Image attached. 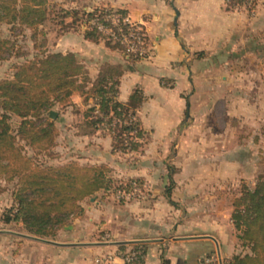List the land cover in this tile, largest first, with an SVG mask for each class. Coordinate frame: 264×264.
<instances>
[{"label": "crops", "instance_id": "crops-1", "mask_svg": "<svg viewBox=\"0 0 264 264\" xmlns=\"http://www.w3.org/2000/svg\"><path fill=\"white\" fill-rule=\"evenodd\" d=\"M64 1L63 7L78 14L121 11L141 28L149 49L142 60L128 59L103 40L87 39L82 26L65 35L63 53L76 54L88 73V88L112 66L121 71L119 102L127 104L135 90L141 91L137 116L146 133L140 152L145 161L162 164L171 157L194 165L176 166L172 184L165 176L160 178L166 182L146 183L150 204L139 214H123L109 193L98 194V207L108 205V214L98 215L112 238L108 244L84 242L92 234L77 219L56 241L8 230L23 225L4 223L2 212L13 200L0 180V264H125L123 251L136 245L145 246L143 264H224L244 250L226 206L228 191L244 177V144L254 149L264 138V0H256L251 11L230 10L226 0ZM94 105L76 94L70 107L55 110L59 160L118 169L129 158L113 153L110 135L79 134ZM149 174L151 168L140 171L147 180Z\"/></svg>", "mask_w": 264, "mask_h": 264}, {"label": "trees", "instance_id": "trees-1", "mask_svg": "<svg viewBox=\"0 0 264 264\" xmlns=\"http://www.w3.org/2000/svg\"><path fill=\"white\" fill-rule=\"evenodd\" d=\"M255 3L256 0H230L227 6L230 10L241 7L251 11ZM45 5L46 0H0V64L7 60L8 46L1 27L21 25L36 32L47 21ZM114 13L126 16L111 9L83 13L85 36L96 42L103 40L107 47L121 51L128 59H144L127 54L121 44L106 40L89 25L95 17L103 19ZM73 15L79 16L75 11ZM120 75L119 67L108 66L88 88V73L75 54L48 53L15 66L12 78L0 80V179L16 183L13 203L3 213L4 223L22 224L35 237L52 238L70 219L82 215V203L86 200L113 188L115 193H129L142 186L143 182L135 178L119 184L110 177L105 165L84 166L74 161L57 166L47 164L51 159H60L59 151L54 150L59 145L60 131L57 118L52 120L49 111L70 107L76 94L95 103L86 113L87 120L79 126V134L105 132L112 137L113 153L130 154L142 148L146 133L137 110L144 96L137 89L127 104L119 102ZM14 117L21 121L16 129L12 125ZM261 161L264 164V157ZM232 206L231 221L248 252L234 255L224 264H264V169L253 188L241 185ZM126 252L123 251L125 256L139 253L133 264H143L145 246L136 245Z\"/></svg>", "mask_w": 264, "mask_h": 264}, {"label": "rangeland", "instance_id": "rangeland-1", "mask_svg": "<svg viewBox=\"0 0 264 264\" xmlns=\"http://www.w3.org/2000/svg\"><path fill=\"white\" fill-rule=\"evenodd\" d=\"M62 1L64 0H46L45 6L47 9V21L42 26H40L36 32H33L32 30H29L21 25L20 26L3 25L1 27V35L5 40L8 41V46H7V51L5 53V57L7 60L2 61L0 64V80L12 78V75L14 74L15 66L24 63L26 60L34 59L36 55H44L48 53L64 54L63 52L65 51V47L67 48L68 46L63 42V38L65 37V35H67L68 33H73L75 31L76 26L85 27L84 30H86L87 26L84 23L85 16H83L82 14H79V16L73 15L74 10L66 9V7H63L65 5V1L64 3H62ZM66 12L70 13L68 17L66 16ZM73 16L77 18L74 19L75 17ZM74 20H76L75 23ZM262 105L264 106V100L262 102ZM53 109L57 110L59 113L60 111H62L60 107H55ZM20 122L21 121L19 118L17 117L13 118L12 125L14 126L15 129L18 128ZM263 128L261 129V138L263 136ZM261 140L263 141L257 144H253L254 149L250 147V144H244L245 146L244 148L245 150H247L246 153H244L245 156L242 164V168L244 170V174H243L244 177L241 181L237 180L239 182L237 184L238 187L236 190L228 191V200L226 206L228 207V210L231 212V215L233 212L232 200L240 194L241 185L247 184L249 187L252 186L253 188L257 181V177L261 174V172L264 169V164H262L261 161V157H264V138H262ZM228 147L229 149L232 148V144H229ZM143 149L144 146H142V148L138 152L127 154L126 156L127 158H129V160H127L126 162L123 161L124 162V164H122L123 166L119 164L117 166L118 169L114 167L112 168L109 165H105L110 170V174H109L110 177L114 181L119 182V184L128 182L130 180V176L135 173L139 174V176L135 177V179H140L143 182L141 187H136L133 191L129 193H125V192L115 193L114 188L109 192L108 198L112 199L113 201H118L117 203L120 206L118 210L123 214H128V215L139 214L141 209L142 212H145L143 210H147V208H149L148 204H150L149 201L151 199V193L150 191H147L146 183L166 182L163 181L162 178H160L161 176L162 177L165 176V179H167L168 184H172V180L175 181L174 177H177L175 174L172 173V171L175 170L176 166L182 168V167L194 165V163L188 159H180V161H177V159L172 160L171 157L164 160L162 164L159 159H155V161H153L154 163L150 161L151 159L145 161L146 159H143V154L142 153L140 154V152H142ZM54 150L55 152L58 153L59 145H57L54 148ZM60 163L61 161L59 160V158L53 160L51 159L50 161H47V164L50 166L51 165L57 166L60 165ZM84 166H103V165H84ZM146 167L151 168V172H152V174L148 175L149 180H147L146 177L140 176V171L141 170L144 171ZM15 185L16 183H7V186L4 188L6 190L5 193L8 194L12 200H13V191ZM101 194H105V193H101ZM96 197H98V195L83 202L85 204L84 206L82 205L84 207V211L82 215L78 218L70 219L67 222V225H65L64 227L73 224L72 222H74L76 219L80 220L82 223V227H84V230L92 234L91 238L85 239L84 242L108 244L112 242V238L111 236H109V234H107V232H104V230L101 228L103 227L102 225H100L102 221L101 219L98 218V215L106 216L108 214L107 213L108 205L104 206V208L103 207L99 208L96 201L100 197L95 199ZM104 198L106 199V197H103V201L105 200ZM91 199H94L93 203L90 202ZM146 199L149 200L145 201ZM143 201H145V203L141 204ZM4 211L5 209L2 212V218ZM19 225L22 224H18V226ZM64 227L57 231L56 236L52 238H46L44 240L56 241L59 232L62 231ZM8 230L28 233L27 230L24 228V226L22 227V229H20V231L15 227ZM235 234L237 235L238 238V232H235ZM2 245H4L3 242ZM244 252H248V250L244 249L243 251L239 252V254H244Z\"/></svg>", "mask_w": 264, "mask_h": 264}, {"label": "built area", "instance_id": "built-area-1", "mask_svg": "<svg viewBox=\"0 0 264 264\" xmlns=\"http://www.w3.org/2000/svg\"><path fill=\"white\" fill-rule=\"evenodd\" d=\"M229 1L226 0V2ZM89 25L102 34L106 40L121 44L127 54L142 58L148 57L149 49L146 45L145 34L127 16L114 13L105 16L103 19L95 17L90 20ZM138 254L128 253L126 256L124 255L125 263L133 264L137 260Z\"/></svg>", "mask_w": 264, "mask_h": 264}, {"label": "water", "instance_id": "water-1", "mask_svg": "<svg viewBox=\"0 0 264 264\" xmlns=\"http://www.w3.org/2000/svg\"><path fill=\"white\" fill-rule=\"evenodd\" d=\"M57 116H58V113L54 109H52V110L49 111V117L52 120H55L57 118Z\"/></svg>", "mask_w": 264, "mask_h": 264}]
</instances>
